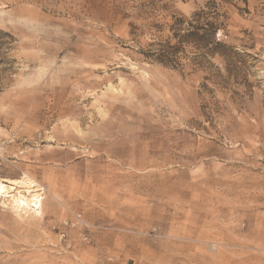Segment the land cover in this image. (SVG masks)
I'll list each match as a JSON object with an SVG mask.
<instances>
[{
  "label": "rangeland",
  "instance_id": "rangeland-1",
  "mask_svg": "<svg viewBox=\"0 0 264 264\" xmlns=\"http://www.w3.org/2000/svg\"><path fill=\"white\" fill-rule=\"evenodd\" d=\"M205 1L0 0V177L42 196L0 264H264V0H222L230 73L145 53Z\"/></svg>",
  "mask_w": 264,
  "mask_h": 264
},
{
  "label": "trees",
  "instance_id": "trees-1",
  "mask_svg": "<svg viewBox=\"0 0 264 264\" xmlns=\"http://www.w3.org/2000/svg\"><path fill=\"white\" fill-rule=\"evenodd\" d=\"M222 0H206L203 5L193 10L185 17H172L168 25L170 36L165 40H157L150 43V49L146 56L166 66L179 67V59L186 56L185 48L192 49L190 61L197 68H204L209 58L221 60L230 73L234 67L228 69L233 58L239 54L234 47L227 42L219 40V32H225L226 18ZM0 35H7V32L0 30ZM173 40V42H172ZM183 54V56H181Z\"/></svg>",
  "mask_w": 264,
  "mask_h": 264
},
{
  "label": "bare ground",
  "instance_id": "bare-ground-1",
  "mask_svg": "<svg viewBox=\"0 0 264 264\" xmlns=\"http://www.w3.org/2000/svg\"><path fill=\"white\" fill-rule=\"evenodd\" d=\"M27 175L21 178L0 177V196L4 206L10 204L13 209L23 213L34 212L41 205V187Z\"/></svg>",
  "mask_w": 264,
  "mask_h": 264
}]
</instances>
